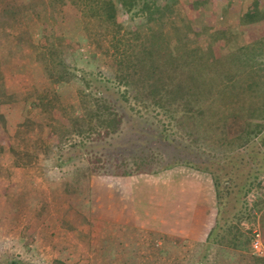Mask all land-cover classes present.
I'll list each match as a JSON object with an SVG mask.
<instances>
[{"label": "trees", "instance_id": "1", "mask_svg": "<svg viewBox=\"0 0 264 264\" xmlns=\"http://www.w3.org/2000/svg\"><path fill=\"white\" fill-rule=\"evenodd\" d=\"M157 1L27 0L23 9L7 1L0 6V25L12 27L25 21L37 24L39 38L43 40L34 43L33 33L27 29L14 37L17 43H25L34 52L35 56H29L30 60L41 64L43 73L52 84L61 88L70 81L77 80L83 84L79 98L84 101V108L77 103L64 104L62 94L53 86L38 95V101L31 102L43 118L54 122L49 125V134L55 138L48 146L42 148L43 139L38 138V147L34 143V148H37L34 151L14 146L10 149L16 165L33 163L38 159V149L46 157L52 155L50 162L57 168L78 161L79 164L66 175L73 176L75 183H79L83 176L98 175L97 167L91 166L90 162L104 156L109 158L106 162L113 168L112 175L120 177L160 172L176 166L208 173L216 198L215 223L202 245L199 261L189 262L202 264L211 238L219 235L217 231L227 208L240 202L243 205L246 193L254 185L258 186V195L252 206L253 218L261 212L264 204V180L258 178L262 168L254 167L256 157L264 166V8L258 0H241L233 4L238 13L237 24L231 31L229 28L216 30L203 21L183 24L178 0ZM206 1L193 0L191 7L195 10ZM54 4L74 10L83 24L86 34L83 39L92 42L110 58L112 84L116 88L102 79H93L91 73L79 74L75 66H69L64 58L62 34L53 38L44 31L48 24L44 15L53 16V9L49 11L48 6L52 8ZM23 11L25 15H21ZM121 13L128 14L130 21L141 15V21L131 29L126 28L119 20ZM252 24L256 27L250 26ZM242 26H250L254 30ZM188 29L193 33L192 38ZM69 55L74 63L90 61L89 56L83 57V53L77 50ZM94 81L102 83L103 87ZM27 95L25 100L30 97ZM15 99L0 82V103ZM45 100L48 103H43ZM130 100L141 109H159L170 119L169 124L175 128L178 137L176 132L168 133L163 124L141 123L137 110L136 116L125 108L124 103ZM83 109V114L79 113L78 110ZM130 109L135 110L134 107ZM55 112H58L57 116ZM36 125L41 130V125ZM124 127L128 133L126 144L134 147L129 163H125V155L115 154L116 148L110 142L102 148L108 146L112 150L97 153V142L84 141L87 138L99 139L100 136L106 138ZM253 137V142L248 145ZM229 141L236 143L235 152L240 147L245 148V152L238 150L231 154L227 150L229 146H225ZM153 142L155 146L151 148ZM221 147L226 149L223 154L217 152ZM250 148H256V151L248 156ZM87 155H94L93 159ZM249 157L252 160L247 159ZM82 159L86 160L85 164ZM46 160L49 161L46 158L44 162ZM75 185L78 188V184L72 185L64 179L59 187L64 194L70 195ZM239 211L231 217L236 219ZM257 217L260 230L251 231L249 228L242 242H236L235 235L241 233L237 226H231V240L235 247L246 245L250 248V240L257 233L264 244V210ZM7 256L0 258V264H32ZM252 256L256 255L252 253L249 260ZM261 259L264 261V256ZM50 264L64 263L54 259Z\"/></svg>", "mask_w": 264, "mask_h": 264}, {"label": "rangeland", "instance_id": "2", "mask_svg": "<svg viewBox=\"0 0 264 264\" xmlns=\"http://www.w3.org/2000/svg\"><path fill=\"white\" fill-rule=\"evenodd\" d=\"M6 1L23 9V3L27 0H0V6ZM163 1L165 0H158L157 3ZM240 1L207 0L206 3L203 2L205 3L202 4L203 6L200 5L194 10L191 7L193 0H178L181 6V22L191 25L197 21H203L215 29L229 28L232 31L237 24L238 13L233 4ZM258 1L264 8V0ZM48 9L49 11L53 9L54 14L51 17L46 14L47 12H42L46 14L43 15L48 22L44 31L50 33L53 38L60 36L59 33L62 34L65 43L64 58L69 66L71 68L75 66V71L79 74L91 73L93 79L99 78L114 86L110 58L103 55L92 42L83 39L86 36L83 24L76 17L74 10L69 11L67 7L60 4H54L52 8L48 6ZM21 15H25L24 11ZM19 20L21 21L20 17ZM119 20L124 27L131 29L141 21V15L135 16L130 21L128 14L121 13ZM250 26L256 27V24ZM250 26L242 27L253 31L254 29ZM24 29L33 33L34 43L43 40L39 38L36 23L33 25L32 22L25 21L24 24L12 27L7 24L0 25V82H3L8 93H13L16 97L9 103H0V146L2 147L0 151V258L8 255L7 257L32 264H50L54 259H59L64 264H189V262L199 261L202 245L206 242L203 244L191 241L180 243V240L174 238L170 241L164 240L165 244L162 242V245L156 246L154 243L162 240L161 238L153 236L148 231H140L138 228L130 229L131 227L124 225L125 223L117 224L113 218V216L116 217L115 215L102 216L104 202L112 205V202L117 201L118 196L115 180L119 176L112 175L113 168L106 162L109 159L106 156L97 157L90 162L91 166L97 167L99 174L83 176L79 183H75L71 175L66 177L75 165L79 164L78 161L57 168L50 162L52 155L46 157L38 149V159L32 161L33 163L24 165L19 161L21 164L16 165L13 162L14 155L10 149L12 146L20 150L34 151L37 149L34 147H38L36 141L38 138L43 139L42 148L48 146L49 142L55 138H51L49 134L51 128L49 125L54 124L52 119L43 118L31 103L33 100L38 101L40 99L38 95L43 94L45 89L53 86L62 94L61 100L64 104L77 103L79 107L84 108V101L79 98V92L83 88L82 82L70 81L64 88L52 84L48 76L43 73L41 64L30 60L29 56H35L34 52L25 43H17L15 40L16 33L19 34ZM188 35L190 38L193 37L189 29ZM75 50L82 52L83 57L89 56L90 61L79 60L74 63L68 57L69 53ZM94 83L99 84L97 81ZM99 85L102 86V83ZM92 88L93 85H91ZM120 90L123 91V88ZM26 95L30 96L27 100L24 99ZM45 101L43 103H48V100ZM124 104L130 114L137 116L135 111H138L141 123L152 122L157 126L163 124L171 135L176 132L175 128L169 124L170 119L159 109H141L140 105L132 100ZM130 107H134L135 110H131ZM78 111L83 114L84 109ZM54 115L57 116L58 112ZM36 123L41 125V130ZM125 130L124 127L119 133L106 138L100 136L99 139H95L96 141L91 138L84 141L97 142L95 149L97 153L112 150L113 148L108 149V146L102 148L106 142H110L116 148L115 154L125 155V163L131 162L134 147L131 148L128 143L126 144L128 133ZM175 136L178 137L177 132ZM75 138L72 135V139L75 140ZM253 140L254 137L250 139L248 145ZM34 143L37 145L34 146ZM154 146L153 142L151 148ZM225 146H229L227 150H230L232 154L237 145L234 141H229ZM68 147L66 145V148ZM97 147L100 148L99 151ZM242 148H238L236 152L238 150L245 152L246 149ZM224 151L226 149L222 147L217 150L221 154ZM255 151L256 148H250L247 151L248 156ZM87 156L93 159L94 155ZM46 158L49 161L44 162ZM85 159H82L84 164ZM254 162H256L255 168L257 166L262 168L258 175L259 180H264V166L262 167L260 158L256 157ZM64 179L72 185L78 184V188L75 185V190L70 195L64 194L62 187H59ZM128 181L131 183L130 180ZM257 189L258 186L254 185L246 193L243 205L240 202L235 207L227 208L224 219L220 221L218 237L215 235L212 237L216 243L210 240V248L207 249L208 253L202 264H264L261 257L252 256V260H249L252 254L249 246L235 247L231 240L233 233L230 232L233 230L231 226H237L241 233L235 235L238 243L244 241L245 233L249 232V228L251 231L260 230L257 216L263 213L264 204L255 218L252 213L254 199L256 200L255 196L258 195ZM107 197L114 201L110 199L107 202ZM238 209L240 210L238 217L232 218V214ZM249 235L252 234L249 233ZM258 259H261L260 262L257 261Z\"/></svg>", "mask_w": 264, "mask_h": 264}, {"label": "crops", "instance_id": "3", "mask_svg": "<svg viewBox=\"0 0 264 264\" xmlns=\"http://www.w3.org/2000/svg\"><path fill=\"white\" fill-rule=\"evenodd\" d=\"M115 181L117 201L112 205L104 202L102 216L115 215L117 224L125 223L130 229L138 228L161 238L154 243L156 246L174 238L180 243L206 242L216 217L215 192L208 173L176 166L160 172L119 176ZM110 199L107 197V202ZM211 242H215L214 238Z\"/></svg>", "mask_w": 264, "mask_h": 264}, {"label": "built area", "instance_id": "4", "mask_svg": "<svg viewBox=\"0 0 264 264\" xmlns=\"http://www.w3.org/2000/svg\"><path fill=\"white\" fill-rule=\"evenodd\" d=\"M250 251L256 256H264V244L259 233L250 240Z\"/></svg>", "mask_w": 264, "mask_h": 264}]
</instances>
